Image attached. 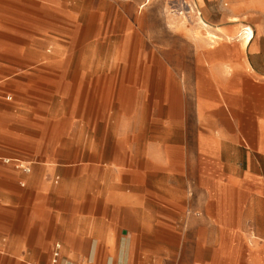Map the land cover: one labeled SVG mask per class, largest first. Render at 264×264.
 <instances>
[{
  "label": "crops",
  "instance_id": "0c3cea01",
  "mask_svg": "<svg viewBox=\"0 0 264 264\" xmlns=\"http://www.w3.org/2000/svg\"><path fill=\"white\" fill-rule=\"evenodd\" d=\"M179 1L0 0V264H264V0Z\"/></svg>",
  "mask_w": 264,
  "mask_h": 264
},
{
  "label": "rangeland",
  "instance_id": "374dc122",
  "mask_svg": "<svg viewBox=\"0 0 264 264\" xmlns=\"http://www.w3.org/2000/svg\"><path fill=\"white\" fill-rule=\"evenodd\" d=\"M71 3L77 19L72 23L71 29L75 32H72L70 46L64 51L63 57L67 61H79L83 57L98 61V0H71ZM183 23L179 24L181 29L189 28L186 22Z\"/></svg>",
  "mask_w": 264,
  "mask_h": 264
},
{
  "label": "built area",
  "instance_id": "2783aa9c",
  "mask_svg": "<svg viewBox=\"0 0 264 264\" xmlns=\"http://www.w3.org/2000/svg\"><path fill=\"white\" fill-rule=\"evenodd\" d=\"M166 13L173 19L181 20L186 23H192L201 17L198 7L190 0H180L179 2L170 3L167 7ZM248 30H244V35H248ZM5 164H14L17 169L24 170L30 173L31 169L24 166L19 161L11 159H1ZM61 259V245H56L51 264H60Z\"/></svg>",
  "mask_w": 264,
  "mask_h": 264
}]
</instances>
